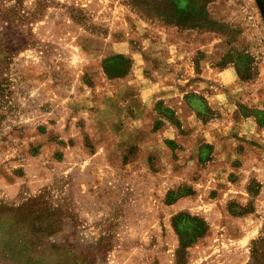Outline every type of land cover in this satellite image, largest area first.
I'll list each match as a JSON object with an SVG mask.
<instances>
[{
	"label": "rangeland",
	"instance_id": "374dc122",
	"mask_svg": "<svg viewBox=\"0 0 264 264\" xmlns=\"http://www.w3.org/2000/svg\"><path fill=\"white\" fill-rule=\"evenodd\" d=\"M139 4L0 0V264H264V160L189 94L208 56L234 79L206 84L264 108V0ZM193 102L190 131L165 107ZM41 204L50 236L16 220Z\"/></svg>",
	"mask_w": 264,
	"mask_h": 264
},
{
	"label": "crops",
	"instance_id": "0c3cea01",
	"mask_svg": "<svg viewBox=\"0 0 264 264\" xmlns=\"http://www.w3.org/2000/svg\"><path fill=\"white\" fill-rule=\"evenodd\" d=\"M183 58L188 59L189 57L182 56V59ZM190 62L191 61L189 59V63ZM191 65L193 66L192 67V72L194 75L193 77L196 76L202 81H199L200 88H198L197 90H191L192 91L191 93L189 92H185V93L194 94V96L203 99V104H202L203 112L205 110L208 112L222 111V112H226L227 115L230 112V120L233 121V124L235 126V138H234L236 142L235 145H241L243 146V148L239 149L238 147V149L236 148V151H234L233 148V149H229L226 152L230 154L234 153L236 159L238 160L241 161L250 160L251 164L255 163L254 161H259L261 156H262V160H264V108L261 106H257L256 104H251L254 105L251 106L253 107L252 109L254 110L253 113H249V114H246L245 112L243 113L240 105H243L245 107L250 106V104L246 102V99L244 102L243 100H241V102H239L241 104H236V103L230 104L228 103L229 97L226 94V92H224L225 90L224 86L222 87V89L219 90V89H215L214 87L215 85L209 86L208 84H206L205 81H210V82L216 81V79H218L219 77H225L226 81L227 80L233 81L234 73L231 67H229L228 65L227 66L225 65L220 69L216 68L212 65V62H210L208 56L202 57L201 60L197 61L196 63L197 71H196V67L194 66V63L191 62ZM131 73L132 72L130 71V74L128 73L129 74L128 76H130ZM241 97H243V95ZM194 104L197 105L195 102L191 104L186 103L185 106L187 109H182L183 110L182 113L181 111L176 112L175 110L177 109H173L171 106L170 107L166 106L165 108L174 112V115H176L177 117L176 120L178 121L179 124L185 121L187 122L188 126L191 127L190 129L192 130L190 131H193L194 129L197 128L201 129L205 124H208L207 123L208 121L203 120L199 114L201 113V109L196 107ZM232 107L233 110L231 109ZM143 110L144 108L142 105L137 106L135 109V111L137 112H141ZM230 110L232 111V113ZM165 123H169V122L166 121ZM198 134L199 135H197V137H200V133ZM194 139H196V135L194 136ZM208 143H210L209 145H214L213 144L214 142H208ZM223 146L224 145L222 144V148ZM238 166H240V164ZM243 166H242V170H244ZM254 171L257 172L259 170L255 168Z\"/></svg>",
	"mask_w": 264,
	"mask_h": 264
},
{
	"label": "trees",
	"instance_id": "16d2710c",
	"mask_svg": "<svg viewBox=\"0 0 264 264\" xmlns=\"http://www.w3.org/2000/svg\"><path fill=\"white\" fill-rule=\"evenodd\" d=\"M131 5L139 14L144 15V16L147 15V13L144 12L143 8L139 4V0H131ZM164 23L168 24L165 21H164ZM127 65H128V67H127L126 71H128V69L130 68V62L129 61H127ZM124 74H126V73H124ZM2 91H3L2 84L0 83V95H1ZM36 201H35V199L33 200V202H36ZM41 205L42 206L36 210H32V208H27V210L24 214L23 213H17L16 215L18 217L16 220L20 221V222H22V221L28 222L30 224V227H29L30 233L29 234H31V235L38 234V233L42 232L43 230H45V233L48 236H50V235L60 231L62 224H61L60 220L56 216H54L57 213L56 211H51L50 207L45 206L43 204H41ZM30 243L32 244L31 246L33 248H38V246L36 244H34L33 242H30ZM254 256H255L254 251H252L251 260L254 258Z\"/></svg>",
	"mask_w": 264,
	"mask_h": 264
}]
</instances>
